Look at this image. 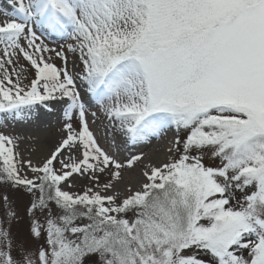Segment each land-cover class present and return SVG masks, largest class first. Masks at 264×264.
<instances>
[{
    "label": "snow or ice",
    "instance_id": "1",
    "mask_svg": "<svg viewBox=\"0 0 264 264\" xmlns=\"http://www.w3.org/2000/svg\"><path fill=\"white\" fill-rule=\"evenodd\" d=\"M9 3L12 12L0 20L7 58H0V123L35 105L51 111V103L65 101L67 108L55 149L42 164L23 161L32 177L22 174L17 138L0 132V183L33 196L29 232L44 241L35 253L13 257L17 213L0 196V264H264V0ZM37 28L72 41L66 49L79 53L85 95L127 142L174 127L169 152L178 158L147 166L140 189L129 187L123 199L62 190L74 173L98 180L95 173L106 170L111 180L97 187L112 189L142 156L125 164L100 147L65 51L50 49ZM53 51L65 67L46 61L43 53ZM19 54L35 69L27 85L5 66ZM205 154L220 164L206 166Z\"/></svg>",
    "mask_w": 264,
    "mask_h": 264
},
{
    "label": "rangeland",
    "instance_id": "2",
    "mask_svg": "<svg viewBox=\"0 0 264 264\" xmlns=\"http://www.w3.org/2000/svg\"><path fill=\"white\" fill-rule=\"evenodd\" d=\"M4 1L0 0V20L5 19L4 16L5 12H12L11 5L5 3ZM37 35L41 37V39L44 41V43L50 48L55 49L56 51H60L62 48L65 51V55L67 56V69L71 75L75 78L76 84H77V90L82 93V96L85 95V89L81 88V81L79 79L81 73H82V63L79 60V53H72L68 52L66 49L67 43H70L72 41L65 40L63 37H61L59 34H49L47 31L44 32L42 29L37 28ZM21 44L26 47L27 42L21 39ZM2 48L3 46L0 45V58L7 59L6 57H3L2 54ZM31 52V49H29ZM45 59L47 62L54 63L58 68L65 67L64 60H62L60 57L56 56L55 51L53 52H46L43 53ZM14 63L12 65H5L6 68L9 70V72H12L13 68L15 67L16 72H19L21 74V80L24 85L30 84L31 80L35 78V69L31 67V64L29 61L25 60L22 54H19L18 56H14L13 58ZM16 79L15 73H13V80ZM90 97H85V99ZM62 106L64 108H67V103L65 101L61 102H53L50 104V107L54 113L53 115H57L55 112L58 110V108ZM87 107V119L89 122L90 130L93 132L97 142L99 143L100 147L104 149L106 152L111 154V151L108 148V144L106 142L107 137H114L116 140H120L121 136H123V133H121L105 116L103 113H101L98 109V106H89L86 103ZM39 108L43 109L45 108L43 105H35L31 111H27L23 114V117L21 119H12L9 117L7 120H5L3 123H0V132L12 136L14 138H17V148L15 151L18 153L17 161L21 166L22 174H26L29 177H32L34 174L31 173L30 170H28L27 164L23 163V161L30 160L31 154L36 151V144H37V123L35 122L33 116L36 114L37 110L39 111ZM47 109V108H45ZM51 112V111H50ZM96 112L97 116L93 117L92 113ZM39 114V113H37ZM43 114V113H41ZM3 114H0L2 116ZM52 115V116H53ZM28 118V119H27ZM51 118V117H50ZM49 118V120H50ZM45 125L44 130L47 131V134L49 135L50 139H54L57 137H61L62 134H64L63 125L65 123V117L61 118L60 121L53 120L49 121ZM73 126L78 127V116L74 114L73 117ZM97 133V135H96ZM176 130L175 128H170L166 130L164 133L161 134L159 137H152L147 142L151 140L150 147H146L145 150H134L131 148L130 142H128L125 145H122L120 149V158L119 161L122 163L127 162V160L133 156V155H142V157L145 159L147 154H149L154 147H152L154 144L156 147L158 146H164L169 143L171 138L176 139ZM185 133L181 132L180 136L183 138ZM31 136V137H29ZM22 138H30L31 142H28L27 147L23 150H19L18 144L21 142ZM143 143V142H140ZM57 145V142L53 144V147ZM68 153L67 151L64 152V154ZM74 156H79V152L72 153ZM180 155L179 152H176L174 149L172 159L178 158ZM58 159H61V157H58ZM45 160V159H44ZM40 162H32L34 165L42 164L43 161ZM144 162L142 159L140 161H137L132 168L125 167L122 170V178L119 181H112L114 187L112 189H109L107 191H104L102 187L98 188L97 185L99 184L102 186L105 183H108L111 180V176L109 172L106 170L105 173H95L96 176L99 177L98 180H95L92 178V173H84V174H77L74 173L71 177H69L66 181L61 183L62 190L68 191L73 194H79L84 192L87 188H92L93 191H101L102 195H115L113 192V189L116 188L118 185L123 184V181L126 177L132 176V172L134 169L136 170L138 167L141 166V163ZM206 166H218L220 164V161L218 159L212 158L209 154H205L203 161ZM55 163V162H54ZM55 167L57 169L60 168L59 163H55ZM7 195L9 197V200L11 202V207L13 210L17 213V218L14 219L11 223V233H12V240H13V248H12V255L15 259L20 260L21 257L26 255H31L35 253L38 248L42 245H44L43 240H35L30 236L29 232V225H30V217L28 216L26 210L30 206V202L33 199V196L29 193H27L25 190H15L10 187H7L5 184L0 183V196ZM36 196H39V192L36 193ZM125 196L121 197L120 199H123ZM131 215V213L129 214ZM37 218L40 220L41 223L44 222V217L39 212L36 213ZM5 218V208L3 206V202L0 201V220H3ZM86 221H78L77 223H82ZM46 246V245H45ZM203 255V254H201ZM34 258V257H33ZM207 259V257H204Z\"/></svg>",
    "mask_w": 264,
    "mask_h": 264
},
{
    "label": "bare ground",
    "instance_id": "3",
    "mask_svg": "<svg viewBox=\"0 0 264 264\" xmlns=\"http://www.w3.org/2000/svg\"><path fill=\"white\" fill-rule=\"evenodd\" d=\"M2 1L10 5L9 0H2ZM65 110L66 108L60 106L58 110L55 112L57 113L58 115L57 116V115L52 114L54 113L52 110L50 112L48 109L39 108V111L37 110L36 114H34L33 118L35 117L34 120L37 123V134H36L37 144H36V151L33 152V154H31L30 156L31 162H40L46 159L50 155L51 151L55 149V147L59 144V142L64 137V134H62L61 137H57L52 140L50 139V137H48L49 135L47 134V131L44 130V127L48 123V120L50 117L51 118L49 121H53V120L60 121L61 119L60 114H63L64 116ZM174 140L175 138L172 137L169 143L166 145V147L164 146L156 147V145H154L153 146L154 149L149 154H147V156H145L146 157L145 159L144 158L142 159L144 162L141 163V166L138 167L136 170L134 169L133 171H131L132 176L126 177L123 181V184L118 185L116 188L113 189L114 194H118L119 196H122V197L126 196L128 195L129 187H131L133 190H139L141 187V184L145 181V178L143 177V172L147 170V166L151 165V166L160 167L164 163H168L171 161L174 150L172 152H169V148H173ZM28 142H31L30 138L28 139L22 138L21 142L18 144L19 150L20 149L24 150L25 147H27ZM56 142H57V145L53 147V144ZM126 143L128 142H127V138L124 135L121 136V139L119 141L116 139H113L111 143L113 147L109 148V150L111 151L110 155H113L117 160H119L120 154H118V150H120L122 145H125ZM133 149L142 150L141 148H138L137 145L134 146ZM68 155L69 153L63 154L61 158H66Z\"/></svg>",
    "mask_w": 264,
    "mask_h": 264
}]
</instances>
